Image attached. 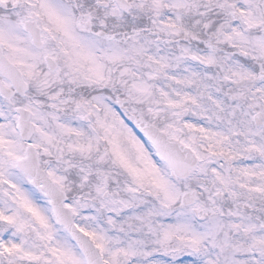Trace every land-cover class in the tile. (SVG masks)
I'll use <instances>...</instances> for the list:
<instances>
[{"label": "snow or ice", "instance_id": "1", "mask_svg": "<svg viewBox=\"0 0 264 264\" xmlns=\"http://www.w3.org/2000/svg\"><path fill=\"white\" fill-rule=\"evenodd\" d=\"M0 264H264V0H0Z\"/></svg>", "mask_w": 264, "mask_h": 264}]
</instances>
